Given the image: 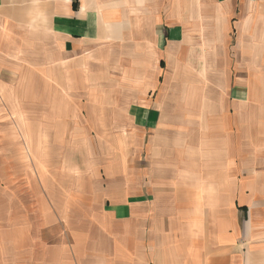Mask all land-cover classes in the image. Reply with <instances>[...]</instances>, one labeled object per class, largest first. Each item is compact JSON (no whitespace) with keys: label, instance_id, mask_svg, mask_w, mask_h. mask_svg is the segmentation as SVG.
<instances>
[{"label":"crops","instance_id":"crops-1","mask_svg":"<svg viewBox=\"0 0 264 264\" xmlns=\"http://www.w3.org/2000/svg\"><path fill=\"white\" fill-rule=\"evenodd\" d=\"M73 1L31 14H48L60 62L88 69L111 52L134 79L115 124L134 155L97 180V236L58 264H264V0ZM22 234L15 252L30 256Z\"/></svg>","mask_w":264,"mask_h":264},{"label":"rangeland","instance_id":"rangeland-1","mask_svg":"<svg viewBox=\"0 0 264 264\" xmlns=\"http://www.w3.org/2000/svg\"><path fill=\"white\" fill-rule=\"evenodd\" d=\"M13 2L18 14L0 18V264L40 263L43 233L42 264H58L74 241L97 236L92 193L104 170L133 160L132 139L115 124L134 103V79L107 62L111 52L88 69L67 54L60 62L48 14H31L38 0ZM18 234L32 240L30 256L16 254Z\"/></svg>","mask_w":264,"mask_h":264},{"label":"trees","instance_id":"trees-1","mask_svg":"<svg viewBox=\"0 0 264 264\" xmlns=\"http://www.w3.org/2000/svg\"><path fill=\"white\" fill-rule=\"evenodd\" d=\"M76 7H77V3H76V1L74 0V1H73V8L76 9Z\"/></svg>","mask_w":264,"mask_h":264}]
</instances>
